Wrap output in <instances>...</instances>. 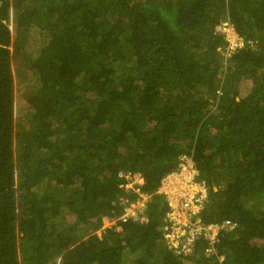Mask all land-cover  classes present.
Here are the masks:
<instances>
[{"label":"trees","instance_id":"16d2710c","mask_svg":"<svg viewBox=\"0 0 264 264\" xmlns=\"http://www.w3.org/2000/svg\"><path fill=\"white\" fill-rule=\"evenodd\" d=\"M222 21L244 42L228 57ZM182 154L213 253L203 233L189 252L162 239ZM137 172L148 221L99 235ZM186 261L264 264V0H0V264Z\"/></svg>","mask_w":264,"mask_h":264},{"label":"built area","instance_id":"2783aa9c","mask_svg":"<svg viewBox=\"0 0 264 264\" xmlns=\"http://www.w3.org/2000/svg\"><path fill=\"white\" fill-rule=\"evenodd\" d=\"M235 36H237V35L235 34ZM227 39L230 42L229 49H228L229 51H233L236 48V46L241 45L239 41H237L236 39H234L232 37H229V35H228ZM135 174L136 173H128V174L120 173V175L124 176V177L135 175ZM198 174H199V171L195 165V162H194V159L192 158V156L187 155V154H182L180 156L179 169L172 171L168 175L164 176L163 179L161 180V186L159 187L161 189L160 194H164L165 196H167V199H168L169 204H170V210L168 211V213L164 219L165 222L162 226V228L164 230L163 231V237H164V240H166V244L169 247H175V246H172L170 244V237L174 236L175 239L182 238V236H183L182 231L187 230L189 232L188 238L190 240V243H189L190 250L189 251H191V250H193L192 245L194 243L195 238L198 237V235L203 233L205 236L210 238L211 248L208 249V254H209V253L214 252L213 246L216 242V238H217L218 232L220 230V225L217 223H215V224L210 223L209 225H204L202 223L201 217L198 216V213L200 212V210L203 206V200L207 196L206 187H204L205 191L203 190V188L193 189L192 184L195 183V180L197 179ZM202 184H203V186H205L204 183H202ZM176 188H178V189H176ZM137 193L140 194L139 188H138ZM179 197H181V199ZM182 199L186 205H192L193 204V205L197 206L196 207L197 211H195V217L194 218L198 217L199 218L198 222H195L196 219L193 221L194 218L192 216H189L191 219L188 222H185L183 224V223L177 221L174 218V216L171 215V213L176 209V207H174V205L178 204L179 201H182ZM125 201H128V199L126 198ZM118 216H119L118 221L126 220V219L131 217L127 214V210L125 213H123L122 215H118ZM141 221L147 222L148 217L146 220H141ZM225 224L233 226V224L230 220H226ZM216 227H217V232L212 237L210 232L211 231L213 232L214 228H216ZM179 247H175V248H177L178 251L181 252L182 249ZM189 251H184V252H189Z\"/></svg>","mask_w":264,"mask_h":264},{"label":"rangeland","instance_id":"374dc122","mask_svg":"<svg viewBox=\"0 0 264 264\" xmlns=\"http://www.w3.org/2000/svg\"><path fill=\"white\" fill-rule=\"evenodd\" d=\"M11 27L14 28L12 22H11ZM218 30L222 31V32H226V37H232L235 39V34L234 31H236V28L233 24H230L226 21H222L220 22V24L218 25ZM40 37L34 36V39L30 42L29 47H28V52L35 57V51L36 49L39 48L40 44ZM240 44L243 45V39L240 38L239 40ZM242 82H248L247 80H243ZM27 107H26V102L23 98V96H21L19 94V92L17 91L16 93V115L17 117L22 116V114L24 112L27 111ZM128 182L125 184V188L127 189H132L133 192H138V188L140 190V194H138L137 198L134 200H131L130 203L125 207L124 213L127 210V214L129 216H131L130 218L132 219V217L136 220H139V222H142L141 220H146L147 219V213H145L146 209H147V204L149 203V201L151 200V196L153 194H149L146 193L142 190V185L145 183V178L144 176L140 173L137 172L135 175H131V176H127L126 177ZM202 181H199L198 179L195 180V183H193V189H197V188H203V190L205 191V186H203ZM178 189V188H176ZM161 189L158 188L157 192H160ZM145 196V197H144ZM181 199V197H179ZM174 207H176V209L171 213V215L174 216V218L181 222V223H185L188 222L191 218L189 216H192L193 218L195 217V211H197L196 209V205H186L185 202L183 201H179L178 204L174 205ZM196 219L195 222H198L199 218L196 217L193 219V221ZM119 220V216H113V217H109V216H105L103 218L104 221V225L102 228L97 230V233L99 235H101L102 229L105 227H111L117 224V222ZM117 230H121L120 226H117ZM217 232V227L214 228L213 232L211 231L210 234L213 237L215 235V233ZM189 232L187 230H183L182 231V238L179 239H175L174 236L170 237V244L172 246L175 247H179L184 251H189ZM162 239L164 241V237L162 234ZM166 244V240L164 242ZM220 261L223 262L224 261V256H220ZM186 264H192L191 262L186 261Z\"/></svg>","mask_w":264,"mask_h":264},{"label":"clouds","instance_id":"9594fccd","mask_svg":"<svg viewBox=\"0 0 264 264\" xmlns=\"http://www.w3.org/2000/svg\"><path fill=\"white\" fill-rule=\"evenodd\" d=\"M234 33H235L238 37H240L239 34L237 33V31H234ZM240 38H242V37H240ZM236 47H237V46H236ZM239 47H241V46H239ZM228 49H229V46H228ZM234 50H235V49H234ZM234 50H233V51H234ZM233 51H229V50H228V52H227V57H228V53H229V52H233ZM194 162H195V161H194ZM195 165H196V163H195ZM196 167H197V166H196ZM197 169H198V167H197ZM198 171H199V169H198ZM160 186H161V183H160L159 187H160ZM149 194H150V193H149ZM159 194H160V193H159ZM151 198H152V196H151ZM151 198H150V199H151ZM145 213H146V211H145ZM130 219H131V218H130ZM132 219H134V218L132 217ZM134 220H136V219H134ZM138 221H139V220H138Z\"/></svg>","mask_w":264,"mask_h":264},{"label":"crops","instance_id":"0c3cea01","mask_svg":"<svg viewBox=\"0 0 264 264\" xmlns=\"http://www.w3.org/2000/svg\"><path fill=\"white\" fill-rule=\"evenodd\" d=\"M235 39L237 40V41H239L240 40V37H238V36H235ZM243 39V38H242ZM240 45V44H239ZM241 47H242V45H240ZM232 54V52H229L228 53V56H230ZM226 56H227V54H226Z\"/></svg>","mask_w":264,"mask_h":264}]
</instances>
